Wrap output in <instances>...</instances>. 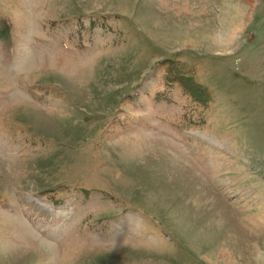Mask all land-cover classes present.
Instances as JSON below:
<instances>
[{
	"label": "rangeland",
	"instance_id": "1",
	"mask_svg": "<svg viewBox=\"0 0 264 264\" xmlns=\"http://www.w3.org/2000/svg\"><path fill=\"white\" fill-rule=\"evenodd\" d=\"M0 264H264V0H0Z\"/></svg>",
	"mask_w": 264,
	"mask_h": 264
},
{
	"label": "bare ground",
	"instance_id": "2",
	"mask_svg": "<svg viewBox=\"0 0 264 264\" xmlns=\"http://www.w3.org/2000/svg\"><path fill=\"white\" fill-rule=\"evenodd\" d=\"M230 6V5H229ZM232 7V6H231ZM237 9V8H236ZM239 12V11H238ZM231 15H233V14H231ZM237 16V18H239V15L237 14V15H235V17ZM241 21V20H240ZM225 22V21H224ZM238 23V22H237ZM237 23H236V25H237ZM231 25H235V24H231ZM228 260V259H227Z\"/></svg>",
	"mask_w": 264,
	"mask_h": 264
}]
</instances>
